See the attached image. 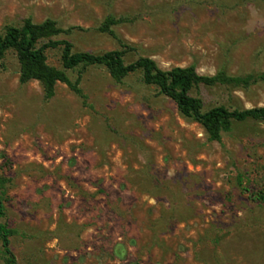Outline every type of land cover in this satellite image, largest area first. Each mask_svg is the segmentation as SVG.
Listing matches in <instances>:
<instances>
[{"label": "rangeland", "instance_id": "374dc122", "mask_svg": "<svg viewBox=\"0 0 264 264\" xmlns=\"http://www.w3.org/2000/svg\"><path fill=\"white\" fill-rule=\"evenodd\" d=\"M108 16L119 22L101 30ZM25 19H52V38L74 51L127 47L126 62L251 75L191 95L204 110L264 107V0H0V33ZM60 53L47 50V64L62 69ZM66 75L80 93L56 82L47 98L37 80L20 83L13 50L0 59V177L18 264H264L262 121L210 139L139 71Z\"/></svg>", "mask_w": 264, "mask_h": 264}, {"label": "trees", "instance_id": "16d2710c", "mask_svg": "<svg viewBox=\"0 0 264 264\" xmlns=\"http://www.w3.org/2000/svg\"><path fill=\"white\" fill-rule=\"evenodd\" d=\"M118 22V19L108 16L102 22L100 29L108 31L112 25ZM57 32L56 23L52 19H45L41 23L25 19L20 26H6L0 33V59L8 50H13L19 63L20 83L37 80L42 84L47 98L52 96L56 82L65 83L74 92L80 93L75 84H72L68 79L66 71L77 67L96 65L104 67L116 82L139 71L144 84L155 86L159 94L170 98L175 103L178 112L199 123L210 139H219L220 133L227 131L232 121L252 119L264 123V107L228 109L218 105L204 110L200 99L191 95L192 88L198 84L208 86L216 83L228 86L240 83L248 84L252 80L251 75L246 77L229 76L223 71L217 72L213 76L200 75L194 65L162 69L152 58L147 56H138L136 59L126 62L124 56L127 47L102 53L74 51L69 40L52 38ZM55 48L60 49L62 69L53 68L46 62V51ZM256 78L264 79V74ZM5 182L0 177V255L3 264H18L11 248L13 230L5 221L6 206L3 189ZM253 196L264 200L263 195Z\"/></svg>", "mask_w": 264, "mask_h": 264}]
</instances>
